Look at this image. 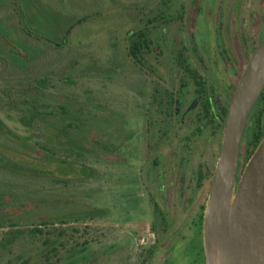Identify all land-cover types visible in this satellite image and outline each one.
Listing matches in <instances>:
<instances>
[{"label":"rangeland","instance_id":"374dc122","mask_svg":"<svg viewBox=\"0 0 264 264\" xmlns=\"http://www.w3.org/2000/svg\"><path fill=\"white\" fill-rule=\"evenodd\" d=\"M14 1L0 0V56L10 67L2 78L31 70L38 78L49 74L41 100L65 106L67 121H78L81 130L69 132L67 167L72 168L63 176L44 160L51 142L19 123L5 105L0 83L3 153L40 173L7 174L0 167V222L27 206L34 217L15 228L1 227L0 242L10 230L26 237L29 230H42L33 240L20 239L0 256V264H142L153 244L152 206L140 176L148 128L143 104L156 79L133 67L128 34L145 31L152 50L148 63L166 80L172 55L195 34L192 17L203 21L209 8L203 0L198 15L196 0H20L23 24L42 40L36 42L20 31ZM84 16L64 48L56 49L64 31ZM44 221L48 225L40 226ZM177 251L181 255L180 247Z\"/></svg>","mask_w":264,"mask_h":264},{"label":"flooded vegetation","instance_id":"af4514ba","mask_svg":"<svg viewBox=\"0 0 264 264\" xmlns=\"http://www.w3.org/2000/svg\"><path fill=\"white\" fill-rule=\"evenodd\" d=\"M212 1H201L210 16L192 17L195 34L172 55L168 79L148 63L150 47L140 51L139 62L130 59L134 68L156 79L143 104L148 128L140 176L152 206L153 244L142 264H180L179 258L205 264V208L228 109L264 38V0ZM201 2L195 1V15ZM263 138L264 87L239 141L236 185ZM179 247L181 255H176Z\"/></svg>","mask_w":264,"mask_h":264},{"label":"water","instance_id":"95a60500","mask_svg":"<svg viewBox=\"0 0 264 264\" xmlns=\"http://www.w3.org/2000/svg\"><path fill=\"white\" fill-rule=\"evenodd\" d=\"M264 87V38L230 103L204 215L205 264H264V138L236 185L239 141Z\"/></svg>","mask_w":264,"mask_h":264},{"label":"trees","instance_id":"16d2710c","mask_svg":"<svg viewBox=\"0 0 264 264\" xmlns=\"http://www.w3.org/2000/svg\"><path fill=\"white\" fill-rule=\"evenodd\" d=\"M15 13L17 16V23L20 27V31L29 39H33L36 42L42 41L40 37L34 35L32 28L24 25L25 21V11L20 0L14 1ZM86 16L77 19L71 27L66 29L63 33V37L55 44L56 49L62 50L67 44V35L71 32L73 27L82 24L86 20ZM40 38V39H39ZM127 55L131 59H135L139 62L142 58L140 51L149 48V41L145 31H137L128 34L127 38ZM46 43L51 44V42L46 41ZM10 67L5 58L0 56V83H3L1 87V93L6 96V106L7 108L17 114V119L20 124L30 127L35 130V135L37 137H44L48 142H51L48 150L44 148L45 152H49L50 156H46L44 159L48 164H54L56 170L63 176L67 174V170L71 169L68 166L70 164L67 162V155L72 154V148L67 149V144L70 145V131L79 132L81 128L79 127V122L67 121L68 110L65 106H49L44 104L40 96L42 95L40 89H44L46 84L49 83V74L38 78L36 76H31V71L25 74L10 73L12 76L9 78H2L6 71H9ZM36 71V70H35ZM34 72V71H33ZM37 72V71H36ZM16 74V75H15ZM67 81V77L65 78ZM54 132L51 131V129ZM3 128L0 127V135ZM50 129V130H49ZM37 130V131H36ZM3 147L0 146V167L7 174L30 176L39 175L37 169L29 162L24 161H14L3 153ZM56 154L62 155L61 157L55 158ZM2 206L0 207V209ZM31 206H27L26 212H21L20 209H15L13 218H8L0 222L1 227L15 228L22 223L31 222L34 217L30 213ZM23 218L20 221L19 218ZM64 220H60V223L64 225ZM51 224V223H49ZM53 224V223H52ZM40 226L48 225V222H40ZM55 231V230H54ZM38 234H42L40 229H32L28 231L27 237L24 232L20 230H10L6 232L3 239L0 242V256L4 255L5 252H10V249L15 246L20 239L30 240L35 239ZM48 236L55 235L54 232L47 234ZM59 236H62V231H59ZM26 237V238H24ZM48 242L46 238L43 242L44 245ZM55 251V250H54Z\"/></svg>","mask_w":264,"mask_h":264}]
</instances>
